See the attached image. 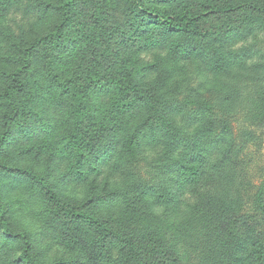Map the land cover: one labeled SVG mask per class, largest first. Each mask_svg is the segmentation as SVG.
Here are the masks:
<instances>
[{
  "label": "rangeland",
  "instance_id": "374dc122",
  "mask_svg": "<svg viewBox=\"0 0 264 264\" xmlns=\"http://www.w3.org/2000/svg\"><path fill=\"white\" fill-rule=\"evenodd\" d=\"M239 1L142 0L173 13ZM61 3L0 0V132L20 52L61 21ZM68 14L63 32L31 53L25 92L14 95L17 143L0 163L29 179L0 200L10 229L43 264H89L84 239L97 264H264V13L208 17L201 35L156 26L133 0H73ZM250 29L246 42L225 43ZM244 43L255 50L236 59ZM118 109L127 130L156 123L157 136L127 164L98 166L116 140L101 118L111 124ZM46 173L61 202L37 182ZM64 175L87 179L50 182ZM97 193L118 203L97 208ZM0 233V264H17L21 238Z\"/></svg>",
  "mask_w": 264,
  "mask_h": 264
},
{
  "label": "trees",
  "instance_id": "16d2710c",
  "mask_svg": "<svg viewBox=\"0 0 264 264\" xmlns=\"http://www.w3.org/2000/svg\"><path fill=\"white\" fill-rule=\"evenodd\" d=\"M133 2L139 12L147 14L154 21L156 26L169 32L191 33L194 35L202 34L203 30L201 23L208 17L224 16L229 18L244 11L264 13V0H242L234 4H200L194 9L175 13L162 10L158 5L146 7L144 6L142 0H133ZM72 4L73 0H62L60 5V11L62 14L61 21L53 27L51 32L32 41L20 52L19 66L12 71L10 83L3 88L2 97L7 109L2 113L1 117L0 138H6L12 133L14 121L18 118L19 107L17 102L14 100V95L25 92L26 81L22 77V72H26L30 66L31 53L40 43L45 42L47 39H52L63 32V28L68 24L69 21L68 12ZM115 114H118V116L111 124H109L110 122L107 118H101L102 126H104V123H106L107 127L110 126L109 130L113 135H116V140L109 144L105 152L100 155L99 161L96 163L98 166H100L102 163H108L115 167H120L127 164L134 158L136 153L135 148L142 142V139L146 138L147 136L151 138L157 136L158 125L156 123H141L134 125L133 128L127 130V127H124L123 119L121 117L124 112L121 113L120 109H118ZM126 132H129V136L126 138L125 144L121 146L119 145L120 140H122V138L125 140ZM90 157L91 155L89 154V158ZM84 161L87 162V160ZM78 163L80 166L85 165L83 160H79ZM0 165L3 164L0 163ZM189 171L191 177H194L197 174L195 166H190ZM38 178L42 180L41 177ZM42 182L45 184V191L48 196L51 199L61 202L62 200H60L57 193L52 189V186L43 180ZM261 195L262 189L258 192V198H260ZM67 208L73 213H80L75 209L76 205L73 203H67ZM0 213H2V215H0V225L2 229L6 231L9 236L20 237L23 242V247L20 253V259H22V262L25 264H43L33 255L28 236L25 233H16L10 229L8 221L5 217V210L1 206ZM84 218L90 224L104 228L103 223H101L99 220H96L88 215H85ZM118 237L123 243H126L128 247L133 249L135 245L134 241L131 239H126L120 234H118ZM60 264H72V262L61 260Z\"/></svg>",
  "mask_w": 264,
  "mask_h": 264
},
{
  "label": "snow or ice",
  "instance_id": "6c2138e0",
  "mask_svg": "<svg viewBox=\"0 0 264 264\" xmlns=\"http://www.w3.org/2000/svg\"><path fill=\"white\" fill-rule=\"evenodd\" d=\"M254 29H250L249 32L241 35L240 33H234L231 38L225 41L226 44H237L238 42H246L251 35ZM255 50V43L249 45L244 43V46L239 49V51L235 54L236 59L247 58L253 54ZM16 134L11 133L6 138H0V158L6 157L8 150L13 147L14 144L17 143L15 139ZM26 169H21L20 171H16L9 166L0 165V200L4 199L7 194L11 191L16 190L17 187L24 185L29 176L27 175ZM51 173L44 174L42 180L48 181L50 180ZM87 179L86 175H72L62 176L58 181L51 180L50 182L53 186L58 187L64 183H71V184H81ZM41 179H38L37 182L41 183ZM97 208L103 209L105 207H113L115 206L118 201L115 195H111L108 193H97V198L91 200ZM2 215V213H0ZM38 231L42 232L43 229H37ZM3 236V233H0V237ZM84 247L89 251V264H97L98 256L94 249L89 248L88 240L84 239L81 241ZM3 251V248H0V252ZM17 264H23L22 259L18 260Z\"/></svg>",
  "mask_w": 264,
  "mask_h": 264
}]
</instances>
